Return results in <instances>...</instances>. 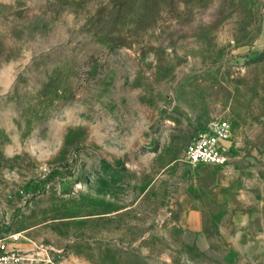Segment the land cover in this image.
Here are the masks:
<instances>
[{
  "label": "rangeland",
  "instance_id": "rangeland-1",
  "mask_svg": "<svg viewBox=\"0 0 264 264\" xmlns=\"http://www.w3.org/2000/svg\"><path fill=\"white\" fill-rule=\"evenodd\" d=\"M217 121L229 162H184ZM14 234L26 264H264V0H0Z\"/></svg>",
  "mask_w": 264,
  "mask_h": 264
},
{
  "label": "built area",
  "instance_id": "built-area-1",
  "mask_svg": "<svg viewBox=\"0 0 264 264\" xmlns=\"http://www.w3.org/2000/svg\"><path fill=\"white\" fill-rule=\"evenodd\" d=\"M228 142L232 143L231 126L226 121L209 124L198 132L184 151V162L192 166H224L229 162ZM20 234L0 237V264H26L30 258L19 246Z\"/></svg>",
  "mask_w": 264,
  "mask_h": 264
},
{
  "label": "water",
  "instance_id": "water-1",
  "mask_svg": "<svg viewBox=\"0 0 264 264\" xmlns=\"http://www.w3.org/2000/svg\"><path fill=\"white\" fill-rule=\"evenodd\" d=\"M230 145H231V142H228V143L226 144L227 147H229Z\"/></svg>",
  "mask_w": 264,
  "mask_h": 264
}]
</instances>
